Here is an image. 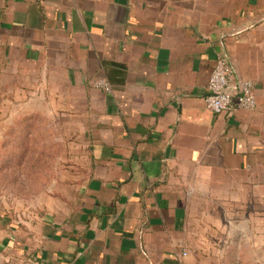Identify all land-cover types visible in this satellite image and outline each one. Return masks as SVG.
Masks as SVG:
<instances>
[{
    "label": "crops",
    "instance_id": "crops-1",
    "mask_svg": "<svg viewBox=\"0 0 264 264\" xmlns=\"http://www.w3.org/2000/svg\"><path fill=\"white\" fill-rule=\"evenodd\" d=\"M220 51L255 109L206 107ZM25 67L97 144L75 204L7 237L12 260L264 264V0H0V72Z\"/></svg>",
    "mask_w": 264,
    "mask_h": 264
},
{
    "label": "rangeland",
    "instance_id": "rangeland-1",
    "mask_svg": "<svg viewBox=\"0 0 264 264\" xmlns=\"http://www.w3.org/2000/svg\"><path fill=\"white\" fill-rule=\"evenodd\" d=\"M31 71L0 72V264H20L7 237L27 235L43 218L61 219L75 204L97 144L85 140L84 116L74 109L81 107Z\"/></svg>",
    "mask_w": 264,
    "mask_h": 264
},
{
    "label": "built area",
    "instance_id": "built-area-1",
    "mask_svg": "<svg viewBox=\"0 0 264 264\" xmlns=\"http://www.w3.org/2000/svg\"><path fill=\"white\" fill-rule=\"evenodd\" d=\"M97 86L111 90L108 81L99 80ZM205 104L215 113L234 112L238 108L255 109L256 88L251 79L239 78L224 51L217 54L205 95ZM187 255V252H184Z\"/></svg>",
    "mask_w": 264,
    "mask_h": 264
}]
</instances>
